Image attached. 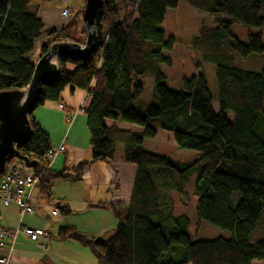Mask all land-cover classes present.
I'll list each match as a JSON object with an SVG mask.
<instances>
[{
    "label": "trees",
    "instance_id": "obj_1",
    "mask_svg": "<svg viewBox=\"0 0 264 264\" xmlns=\"http://www.w3.org/2000/svg\"><path fill=\"white\" fill-rule=\"evenodd\" d=\"M181 1L228 19L213 27L202 25L192 42L212 60L227 43L223 54L230 64L216 63L215 68L217 112L202 74L183 79L179 91L163 84L160 66H170L163 53L172 49L173 39H166L159 26L167 10ZM118 2L133 10L116 22ZM36 9L34 0H0V91L27 87L34 69L29 55L42 35L38 58L54 43L81 44L62 32L43 30ZM231 23L264 33V0H103L96 17L95 52L84 62L57 57L58 77L42 87L35 107L63 104L60 95L66 88L83 91L88 99L82 113L90 160L70 169L47 168L49 137L32 114L30 139L16 148L13 158L39 176L36 189L49 199L54 181L81 180L91 164L112 160L120 144L122 161L135 167L131 194L125 207L93 206L109 210L116 220L108 238L88 239L71 227L59 228L55 238L88 247L97 264L264 263V235L252 239L264 207V68L255 72L231 65L235 56L264 55V44L261 34H249L247 43H241L230 35ZM142 76L154 80L155 100L143 109L136 105L144 92L137 81ZM106 122L133 125L140 131L120 130ZM158 129L171 132L179 148L200 156L182 164L144 151V140L154 139ZM192 178L196 220L227 231L229 238L190 240L188 216L175 215L167 203L169 190L182 194ZM234 194L239 196L235 204ZM60 211L70 213L66 205Z\"/></svg>",
    "mask_w": 264,
    "mask_h": 264
},
{
    "label": "rangeland",
    "instance_id": "obj_2",
    "mask_svg": "<svg viewBox=\"0 0 264 264\" xmlns=\"http://www.w3.org/2000/svg\"><path fill=\"white\" fill-rule=\"evenodd\" d=\"M84 3L85 0H71V17L68 18L69 24L64 31L65 35L71 37L73 40L81 42V45L85 42V35L83 34L84 23L82 21ZM132 10L133 8L131 6L123 2H118L114 12L115 21L119 22ZM221 20L228 21L224 16L202 12L181 1L175 9L167 10L164 21L159 26V29L163 31L166 39H173L172 49L163 53V55L170 60V66H160L161 72L165 75L163 84L172 91H179L181 90V82L183 79L202 74L206 81L207 89L213 97L212 110L214 112H217V101L215 100L217 91L215 68L216 63H228L223 54L227 43L220 47L222 48V53L218 54L215 60H212L206 58L201 49H195L192 42L193 39L199 35V28L202 25L213 27ZM229 32L231 36L235 37L243 44L247 43V36L249 34H261V41L262 44H264V33H261L258 29L244 27L238 23H231ZM217 48L218 47L215 46L214 50ZM36 50L35 54L29 55L30 61L34 64L38 61L39 45L36 47ZM231 65L246 71L258 72L264 68V55H251L244 59L235 56ZM137 81L143 85L144 92L136 105L138 108L143 109L148 105L155 103L153 96L154 80L151 77L142 76L138 77ZM77 91L79 95H83L81 90L77 89ZM65 92L69 95V88H66ZM47 103L58 105L56 102ZM53 111L54 116H50L49 119L53 122L51 126L53 134L55 135L54 138L57 142L63 138L65 141V152L59 156L55 166H57L59 161H62L66 154V166H68L67 168L69 169L79 163L89 161V133L86 127L84 113L79 112L70 129L67 131V126L63 121V112L58 108ZM131 126L140 130L136 126ZM157 132L158 135L154 139L144 140V151L164 156L175 163L182 164H189L200 156L197 152L179 148L175 144L171 132L159 129ZM114 157L115 160L122 159V145H117ZM102 163L103 162H97L96 165L98 166H92L91 164L83 173L81 180L77 182L72 181L71 179L54 181L50 189V201L47 202V205H49L48 210L46 211L43 209V213L42 210L38 212L36 211L37 215L43 214L42 216H39L42 218L38 220L25 217L23 220L24 226L46 230L51 233L50 235H52L53 238H55L56 233H53V230H55V228L53 229L55 223H51L58 220L61 225L74 228L76 232L88 239H106L111 236L113 233H109V229L113 223L116 225V220L112 213L107 209H92V204H94L92 202H96L94 200H99L98 196L103 198L108 195L103 189L97 191V189L93 187V185H101L106 177L104 171L105 166ZM101 167H103V169ZM192 181L193 178L185 186L182 194H177L174 190L170 189L166 198L167 203H171L175 215L185 214L188 216L190 227L187 232L190 240L210 241L219 237L225 239L229 238V233L227 231L212 226L205 221L196 220ZM98 187L100 189V186ZM42 198L43 197H41V199ZM238 198V194L232 196L234 204L237 202ZM65 202H67L72 208L71 213L68 215H64L60 211V208L65 205ZM97 205L99 204H96L95 206ZM52 209L57 211L58 216L52 219H45L44 214L48 213V215H50ZM17 224L18 217L16 214V208L14 206L0 207V225H4L5 227L14 230L16 229ZM263 235L264 207L262 208L260 223L256 231L253 233L252 239H258ZM58 240L59 239H57V241ZM61 243L57 254L52 251H57L56 246L53 247L54 249L46 250L45 252L42 248H39L42 249V252H44L43 254H48L53 264H97L94 254L88 247L72 240H63ZM58 253L60 254L58 255Z\"/></svg>",
    "mask_w": 264,
    "mask_h": 264
},
{
    "label": "crops",
    "instance_id": "obj_3",
    "mask_svg": "<svg viewBox=\"0 0 264 264\" xmlns=\"http://www.w3.org/2000/svg\"><path fill=\"white\" fill-rule=\"evenodd\" d=\"M34 5L37 8L36 9V15L43 24V30L51 29V30H55L58 33H61V32L64 33V31L66 30V28L68 27V24H69L68 18H70L71 15H70V17H68L66 19L61 17L60 11L63 7V4L60 3L59 0H50V1L34 0ZM44 39H45V36L42 35L35 42L34 50L30 55L35 54V52L37 51L36 47ZM65 90L66 89H64V91L60 95V100H61L60 103H63L66 108L77 109L81 105L83 107H86L87 100L85 99V93L83 91H81L83 93V95H79L77 90L70 92L68 95L65 92ZM56 108H58L56 104H53V103L49 104L46 102V103H44L43 106L38 107L37 109H35L32 112V116H33L34 120L36 121L37 125L39 126V128L41 130H43L48 135L49 141H50V147L52 149L57 148L64 141V138H63L62 140L57 142V140L54 138L55 135L53 134V130H52V126H51V124L53 122H51L49 119L50 116H54L53 110H55ZM73 122H72V124H73ZM113 124H115V126L120 130L133 131V132L140 131L138 129H135L131 125L123 124L120 122H115V123L106 122L107 126H111ZM70 127H69V129H70ZM157 135H158V132H157ZM64 152H65V145H64ZM63 153H61V154H63ZM61 154L57 155V157L51 163V165H50L51 169H53V170L69 169V168H67L68 166H66V155L67 154L64 155V158L62 159V161H59L57 166H55L56 161ZM96 164L97 163H94V164H92V166H98ZM102 164H104V166H105L104 171L106 173V177L104 178L103 183L101 185H95V186L93 185V187H95L97 189V191L103 189L104 192L108 193V195H106L103 198H100V196H98L99 200H94L96 202H92V203H94V204H92V209H94L93 206H95L96 204H101V205L102 204H105V205L112 204V205H117L120 207L127 206L128 202H129L130 194H131L132 183H133L134 174H135V167L132 164L124 163L122 161V159L121 160H119V159L115 160V157L110 161L103 162ZM101 168L103 169V167H101ZM98 186H100V189ZM41 197H43V198L41 199ZM44 199H46V200H44ZM49 201L50 200L48 198H46L44 195L39 193L38 189H36L32 195V206L34 208V214L31 216H25V217L32 218L34 220L35 219L36 220L41 219L42 217H39V216H42L43 214L37 215L36 211L38 212V211L42 210V213H43V209L47 211L49 208V205H47V202H49ZM65 205L68 206V208L70 209V213H71V211H72L71 206H69V204L67 202H65ZM57 208H58V206H57ZM53 210L54 209H52L51 212ZM16 214L18 217L17 227L20 224V222L22 225H24L23 220L25 217L20 221L17 210H16ZM44 215H45V217H44L45 219H52V218H55L58 216V214L56 216H52L51 214L48 215V213H46ZM53 223H55L53 226V229L55 228V230H53V233H56L57 230L61 227H70V226L61 225V223L58 220H56L55 222H52L51 224H53ZM114 225H115L114 223L111 225V227L109 229V233H113ZM1 227L12 230L8 227H5L4 225ZM44 232L46 234V237L41 240V243L45 246V248L43 249L44 252L46 250L54 249L53 247L56 246L57 251H55V250H52V251L55 254H57L58 248L60 247V244H62L61 242H63V240L57 241V239L53 238L52 235H50L51 234L50 232H48L46 230H44ZM52 239H53V241H52ZM44 252H42V249H40L38 247L37 243L29 241L22 234H18L16 236V239H15V246H14V251H13L12 256H11L10 264H53L51 258H49L48 254L47 255L43 254ZM59 254L60 253H58V255ZM1 255H2V251H0V256ZM59 261H61V260H59ZM251 264H264V263L254 261Z\"/></svg>",
    "mask_w": 264,
    "mask_h": 264
},
{
    "label": "water",
    "instance_id": "obj_4",
    "mask_svg": "<svg viewBox=\"0 0 264 264\" xmlns=\"http://www.w3.org/2000/svg\"><path fill=\"white\" fill-rule=\"evenodd\" d=\"M103 0H85L82 21L85 29L83 45L76 42L52 44L34 64L29 84L24 90L0 91V175L13 158L17 147L30 139L28 116L32 114L42 87L58 77L56 59L64 56L72 61H87L96 50V17Z\"/></svg>",
    "mask_w": 264,
    "mask_h": 264
},
{
    "label": "built area",
    "instance_id": "obj_5",
    "mask_svg": "<svg viewBox=\"0 0 264 264\" xmlns=\"http://www.w3.org/2000/svg\"><path fill=\"white\" fill-rule=\"evenodd\" d=\"M63 4L60 11L61 17L68 18L71 15V0H59ZM85 99L88 101L87 97ZM58 109L63 112V121L67 130L82 109V105L77 109H68L63 104H58ZM64 152V141L55 149L50 148L44 160L49 168L57 155ZM39 176L33 170L23 164L19 159L12 158L5 166L4 172L0 175V207L14 206L17 210L20 221L25 216L34 214L32 206V195L38 184ZM52 216L57 215V211L51 212ZM18 234L24 235L29 241L37 243L38 247L44 249L41 240L46 237L44 230L27 227L21 224L14 230H9L0 226V264H10L14 251L15 239Z\"/></svg>",
    "mask_w": 264,
    "mask_h": 264
}]
</instances>
